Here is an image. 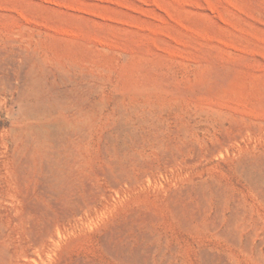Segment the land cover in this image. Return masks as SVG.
<instances>
[{
  "label": "rangeland",
  "instance_id": "1",
  "mask_svg": "<svg viewBox=\"0 0 264 264\" xmlns=\"http://www.w3.org/2000/svg\"><path fill=\"white\" fill-rule=\"evenodd\" d=\"M0 264H264V0H0Z\"/></svg>",
  "mask_w": 264,
  "mask_h": 264
}]
</instances>
